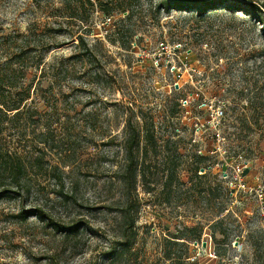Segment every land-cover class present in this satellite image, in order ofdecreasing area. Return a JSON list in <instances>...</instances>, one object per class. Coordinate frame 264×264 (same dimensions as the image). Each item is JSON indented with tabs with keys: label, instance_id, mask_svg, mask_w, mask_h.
I'll return each mask as SVG.
<instances>
[{
	"label": "rangeland",
	"instance_id": "rangeland-1",
	"mask_svg": "<svg viewBox=\"0 0 264 264\" xmlns=\"http://www.w3.org/2000/svg\"><path fill=\"white\" fill-rule=\"evenodd\" d=\"M87 1L0 0V264H264V0Z\"/></svg>",
	"mask_w": 264,
	"mask_h": 264
},
{
	"label": "trees",
	"instance_id": "trees-1",
	"mask_svg": "<svg viewBox=\"0 0 264 264\" xmlns=\"http://www.w3.org/2000/svg\"><path fill=\"white\" fill-rule=\"evenodd\" d=\"M91 6L94 7V3H92L90 0L87 1ZM166 9H171V10H179V11H189V12H195L198 15H203L207 10L215 9L217 7H225L230 10H239L242 11L250 16L255 14V6L252 5V3H246L245 1H240V0H162V5ZM72 17H75L74 15H71ZM81 41H83L82 37H80ZM84 43V42H83ZM12 87L17 88V85H13ZM28 99V97H21L19 99H15L11 101V103H8V100L5 98H0V112L4 110L9 112L13 110H17L15 115L18 117L24 113L22 111V107L24 102ZM11 100V99H10ZM9 100V102H10ZM26 105H24L25 107ZM24 109V108H23ZM138 140L136 136H132L130 139V143L127 146V152L130 156V154L133 152L134 148V141ZM130 162L133 161V158L129 159ZM13 166L12 169V179L16 181L19 173V168L18 166ZM20 182V179H19ZM8 189H4L3 191L0 192V198L4 197L5 195L9 194ZM35 212L33 215H36L42 219L47 218L46 214L41 211V210H35L32 211ZM28 216V213H25L24 218ZM52 226L56 228L59 231L63 232H74L78 230L79 225H70V226H63L59 223H54L52 221ZM131 243H128V247ZM167 258H170V255L167 256Z\"/></svg>",
	"mask_w": 264,
	"mask_h": 264
},
{
	"label": "built area",
	"instance_id": "built-area-1",
	"mask_svg": "<svg viewBox=\"0 0 264 264\" xmlns=\"http://www.w3.org/2000/svg\"><path fill=\"white\" fill-rule=\"evenodd\" d=\"M203 106H205V108L210 112L211 120L215 122L216 125H218L225 116V111L222 105H218L214 100L211 99L206 100L203 103ZM245 167H247V165ZM236 180L239 183V187L243 188V190H248L249 187L242 179V177H237Z\"/></svg>",
	"mask_w": 264,
	"mask_h": 264
}]
</instances>
